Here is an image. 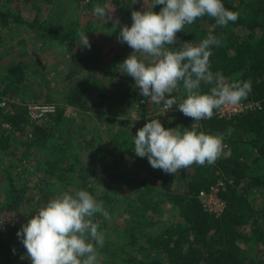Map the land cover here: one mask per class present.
<instances>
[{
	"label": "trees",
	"instance_id": "1",
	"mask_svg": "<svg viewBox=\"0 0 264 264\" xmlns=\"http://www.w3.org/2000/svg\"><path fill=\"white\" fill-rule=\"evenodd\" d=\"M104 2L88 0L87 5L104 6ZM222 2L228 10L239 13L235 22L219 26L214 18L206 15L192 25H185L177 35H183L186 39L183 43L193 45H198L209 35L221 40L222 46L211 48L210 70L221 72L229 82L250 81L251 92L244 101L257 105L253 110L231 117H220L215 110L211 119L201 120L198 124L179 121L178 109L165 112L163 118L158 117L165 129L195 130L222 137L227 147L213 165L193 164L176 174L153 169L147 157L134 154L135 135L147 123L144 120L112 131L109 144L118 157L112 165L102 164L98 175V166L92 158L97 155V135L89 138L79 130L74 136L70 121L64 119L61 111L30 121L26 102H17V94H24L31 88L28 76L33 74L29 70L34 58L30 64L17 61L0 71V102L7 100L5 108L0 105V153H7L11 140L15 139L11 137L13 133H26L28 124L32 125L30 133L25 135V143L27 149L34 150L32 154L45 172L38 184L41 200L48 202L45 196L51 193L88 191L98 203L102 202L111 216V220L103 218L100 222L93 217L99 230L103 229L102 225L116 220L115 210L119 203L125 202V211L131 216L125 224L131 222L132 226L115 227L118 230L115 235L105 234L104 246L97 249L107 255L102 261L104 264H109L107 259L116 261L112 264H264V0ZM134 3L135 0H115L124 12L120 27H131V13L137 11ZM162 7L156 5L152 10L159 13ZM53 20L50 17L40 23H30L18 13L3 10L0 12V29L9 27L10 21L29 24L36 26L37 38L46 43L52 41L71 47H75L80 38L79 32L106 27L108 33L115 36L118 30L110 21L81 28L74 21L68 25L58 21L51 26ZM133 52L126 43H121L108 60L99 52L94 54L97 55L94 62L89 55L77 57L78 62L68 76L72 78L89 70L91 79L71 87L65 102L83 110L104 108L108 111L110 101L114 99L110 86L113 80H118L119 85L125 83L122 94L127 96L126 105L131 106L132 98L141 97L140 90L134 79L126 74L121 73L127 77L121 81L116 68ZM136 55L143 59L140 54ZM209 87L202 85L201 90L206 93ZM173 95L178 100L186 98L182 87ZM140 103L143 102L140 100ZM5 122L12 126L9 132L2 127ZM78 137H83V143L77 140ZM126 158H134L136 166H141L145 174L132 175L125 168H118L119 161ZM8 178L7 211L15 212L23 201L26 188L16 187L11 176ZM94 179L102 184L100 189ZM220 181L224 185L219 187L218 196L225 202V209L216 215L204 208L200 193L211 191ZM28 203L36 206L30 199ZM165 209L171 210L168 218L164 215ZM23 215L27 217L25 213ZM11 232L15 234L18 229L15 227ZM245 239L255 248L245 246Z\"/></svg>",
	"mask_w": 264,
	"mask_h": 264
},
{
	"label": "clouds",
	"instance_id": "2",
	"mask_svg": "<svg viewBox=\"0 0 264 264\" xmlns=\"http://www.w3.org/2000/svg\"><path fill=\"white\" fill-rule=\"evenodd\" d=\"M143 3L142 11L131 13V27H121L118 40L134 52L118 68L134 79L136 88L150 104L162 105L165 112L176 105L184 116L201 121L211 119L215 110L237 106L247 98L250 81L229 82L221 72L210 70L211 48L222 46L215 36L209 35L198 45L183 43L179 50L170 47L177 43V33L198 18L207 15L217 25L227 26L238 19L239 13L228 10L222 0H152L150 5L143 0ZM156 5L163 6L159 13L152 10ZM112 13L107 5L98 4L92 15L107 23L114 20ZM116 27H120L118 19L113 23V28ZM78 35L81 47L90 50L85 33ZM137 53L146 60L138 58ZM205 84L210 86L206 93L201 90ZM181 87L186 98L178 100L173 93ZM226 147L220 136L165 129L159 119H152L138 129L134 139V154L147 157L153 169L166 174H176L193 164L213 165ZM96 214L111 220L102 202L98 203L88 191L74 194L66 191L41 207L17 236L31 264H98L97 249L104 246L105 234L93 221Z\"/></svg>",
	"mask_w": 264,
	"mask_h": 264
},
{
	"label": "rangeland",
	"instance_id": "3",
	"mask_svg": "<svg viewBox=\"0 0 264 264\" xmlns=\"http://www.w3.org/2000/svg\"><path fill=\"white\" fill-rule=\"evenodd\" d=\"M136 2V0H135ZM152 0H147V4H151ZM88 0H0V12L3 10L9 11L11 14H19L23 20L30 23H39L53 17L51 26H55L58 21L64 25H68L72 21L78 22L79 27L84 28L89 24H105L106 22L94 17L92 15L93 8L89 7ZM104 5L108 6L109 12H113L114 20L119 21L124 18V12L119 9L115 4V0H105ZM147 6V5H146ZM143 0H138L136 3L137 11L144 9ZM110 21V22H114ZM48 23V22H47ZM11 29H7L10 28ZM10 26L0 29V71L8 64L25 61L31 63L30 72L33 73L28 76V83L31 88L26 90L24 94H17L16 98L25 101L26 104H54L57 106L56 112H62L64 119L70 121L72 125V133L74 136L77 131L82 130L89 138L91 135H97L98 150L92 157L97 164V174H101L102 164L112 165L117 160L118 154L113 150L109 144L110 134L116 128L125 126V124L133 125L137 122L143 123L152 119H159V116H165V111L162 105H152L141 94V97L136 99L132 98L131 106L126 105V97L122 94L125 90V83L119 85L118 80H113L110 86V91L113 93L114 99L110 101L109 110L105 111L104 108L98 110H83L81 108L69 105L65 102V97L71 87L81 84L84 81H90L91 72H80L77 76L70 78L68 75L78 62L77 57L89 55L92 62L95 61L97 52L101 53L103 59L108 60L119 49L121 42L118 40L119 30L118 27L115 36H111L108 30L100 28V30L91 29L85 33L89 42L90 50L82 48L80 38L77 40L75 47L70 45H61L54 42L46 43L44 40L37 38L36 26L21 25L10 21ZM101 26V25H99ZM179 33V32H178ZM183 35H177V43L170 47L179 50L183 44ZM76 55V57H73ZM141 55V54H140ZM143 57V56H142ZM143 59L146 60L145 57ZM147 62V61H146ZM117 64L116 71L119 72L118 76L121 79L127 78L126 75H121L120 69ZM114 70V69H112ZM122 81V80H121ZM127 80H125L126 82ZM109 84V82H108ZM124 86V89L121 87ZM134 91V90H133ZM99 92V89L96 90ZM140 100L143 103H140ZM126 105V106H125ZM177 110V106H174ZM55 112V113H56ZM170 116V115H169ZM29 117V116H28ZM179 121L188 120L193 124H198L199 121H194L190 117L184 116L180 111L177 116ZM31 121V120H30ZM34 122V121H33ZM3 127V126H2ZM32 125L28 124L26 133L15 132L11 135L14 140H11L7 153H0V264H31L30 259L27 257V251L23 246L21 239L18 238L17 233L11 232L15 227L18 231L25 225L32 216L43 206L47 204L45 200H41L40 192L38 191V184L44 178L45 172L41 170V166L37 159L34 158V150L27 149L25 143L26 134L31 131ZM4 129V128H3ZM6 132L7 130L4 129ZM79 136V135H78ZM77 140L83 143V137H78ZM86 152V151H85ZM84 152V153H85ZM118 168L126 169L129 174L144 175V169L141 166H136L134 158H126L120 160L117 164ZM10 167V168H9ZM9 168V169H8ZM8 175L11 176L13 183L16 187L21 188L25 186L23 201L20 207L15 212L7 211L8 194ZM25 179V181L23 180ZM98 179V178H97ZM98 188H101L100 182H96ZM20 194V192H19ZM22 195V192H21ZM58 194H50L45 196L47 200H51ZM36 206H31L28 201ZM124 199V197H123ZM124 203H119L115 210L116 220H112L103 226L100 230L104 234L117 233L116 228H125L132 226L131 222L125 224L126 219L131 216L125 211ZM34 209L32 212L31 210ZM26 214L27 217L23 214ZM165 217H170L171 210L164 212ZM95 220L101 221L104 217L96 214ZM126 225V226H125ZM111 227V228H110ZM116 227V228H115ZM247 247L255 248V246L247 239L244 240ZM257 249V248H256ZM106 254L98 251V264H104L102 261L106 258ZM20 258V259H19ZM107 263L112 264L116 261L108 259Z\"/></svg>",
	"mask_w": 264,
	"mask_h": 264
},
{
	"label": "built area",
	"instance_id": "4",
	"mask_svg": "<svg viewBox=\"0 0 264 264\" xmlns=\"http://www.w3.org/2000/svg\"><path fill=\"white\" fill-rule=\"evenodd\" d=\"M17 102H20L19 98H16ZM26 104V103H25ZM0 105L2 107H6L7 105V100L3 99L0 102ZM256 103L248 102V101H241V103L237 106L234 107H225L221 110H216V113L220 117H231L237 114H241L243 112H247L249 110H253V108L256 106ZM27 109H28V114L29 118L31 121H38L41 120L46 114L48 113H55L57 110V106L54 104H26ZM175 110L174 106L172 110H169L167 112H172ZM165 111V110H164ZM3 128L9 132L12 128L10 123H3L2 124ZM1 167V166H0ZM224 183L223 181L218 182V185L215 187H212V190L207 192V191H201V198H202V203L204 205V208L216 215H220L224 209H225V202L220 199L218 196V191L219 187L223 186Z\"/></svg>",
	"mask_w": 264,
	"mask_h": 264
}]
</instances>
